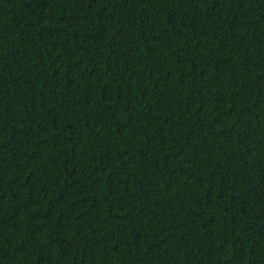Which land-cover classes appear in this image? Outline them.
<instances>
[{
	"label": "trees",
	"instance_id": "obj_1",
	"mask_svg": "<svg viewBox=\"0 0 264 264\" xmlns=\"http://www.w3.org/2000/svg\"><path fill=\"white\" fill-rule=\"evenodd\" d=\"M0 264H264V0H0Z\"/></svg>",
	"mask_w": 264,
	"mask_h": 264
}]
</instances>
